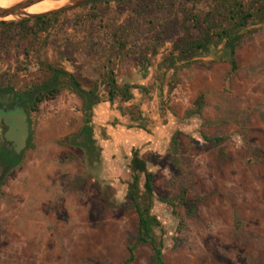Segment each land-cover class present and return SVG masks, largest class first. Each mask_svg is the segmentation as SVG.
Wrapping results in <instances>:
<instances>
[{"label": "rangeland", "instance_id": "374dc122", "mask_svg": "<svg viewBox=\"0 0 264 264\" xmlns=\"http://www.w3.org/2000/svg\"><path fill=\"white\" fill-rule=\"evenodd\" d=\"M215 5L99 2L59 13L37 40L0 35V87L22 93L55 67L101 99L87 117L67 88L29 108L27 145L1 188L0 264H124L136 222L125 198L134 150L153 174L165 264H264V24L244 32L235 71L217 57L222 44L189 61L170 56L189 38L187 16L203 22ZM109 69L132 99L108 101ZM199 94L204 106L190 115ZM88 120L95 162L81 146ZM180 185L187 207L160 202ZM150 253L140 245L128 264H149Z\"/></svg>", "mask_w": 264, "mask_h": 264}, {"label": "trees", "instance_id": "16d2710c", "mask_svg": "<svg viewBox=\"0 0 264 264\" xmlns=\"http://www.w3.org/2000/svg\"><path fill=\"white\" fill-rule=\"evenodd\" d=\"M141 0H136V2ZM201 1V0H198ZM215 5L210 13H207L203 22L195 12L187 16L188 21L192 22L185 26L186 38L178 44L175 42L172 48V55L189 61L194 51L208 53L211 49L222 44V49L217 53V57L224 59L230 65L231 71L237 69L234 54L244 32L250 31L249 27L255 24H264V4L262 0H212ZM119 2V1H118ZM121 2V1H120ZM60 14L37 17L32 20L21 21H0V35L9 37H19L21 39L37 40L41 32L47 31L56 22ZM15 30L14 33H11ZM191 30H197L198 36H191ZM184 38V37H183ZM175 53V54H174ZM220 53V54H219ZM49 75L46 80L36 84L23 92L30 103V108L37 111L40 103L55 99L64 88L69 89L75 94L82 103L84 115L90 116L95 105L100 103V95L97 87L83 89L77 79L69 72L48 67ZM102 85L105 86L108 101L115 98H121L124 102L132 99L130 93L131 86L125 84L119 86L114 78V72L109 69L105 72L102 79ZM5 91H12L13 88L3 86ZM173 88V87H172ZM194 109L190 110V115H200L204 106L203 94H199L194 100ZM83 142L81 146L94 154L93 162L99 160V148L96 147V141L93 139L92 127L89 120L81 129ZM20 156L9 154L0 148V194L1 188L9 172L19 164ZM129 169L131 172L130 180L126 186L125 198L129 208L136 215L135 231L131 239L128 240V256L124 264H128L135 258V250L140 245H147L150 250L149 264H165L163 258L164 241L157 236L156 231L161 229V224L157 217L152 213V207L155 202L153 189V174L147 168L146 162L138 152L134 150L131 154ZM188 187L179 186V193L173 198H159L160 202L175 206L177 204L187 207Z\"/></svg>", "mask_w": 264, "mask_h": 264}, {"label": "flooded vegetation", "instance_id": "af4514ba", "mask_svg": "<svg viewBox=\"0 0 264 264\" xmlns=\"http://www.w3.org/2000/svg\"><path fill=\"white\" fill-rule=\"evenodd\" d=\"M4 87H0V139L2 140V149L9 154H14L15 139H17L16 133H21L17 126L22 128L26 126L28 136L30 132V118L29 108L30 103L26 96H23V92L16 90L5 91ZM3 117L7 118L4 121ZM9 118V119H8ZM15 127V130L12 129Z\"/></svg>", "mask_w": 264, "mask_h": 264}, {"label": "water", "instance_id": "95a60500", "mask_svg": "<svg viewBox=\"0 0 264 264\" xmlns=\"http://www.w3.org/2000/svg\"><path fill=\"white\" fill-rule=\"evenodd\" d=\"M44 0H23L21 2H18L12 6H9L7 8L0 7V20H7V19H15L18 21L21 20H32L37 17L42 16H50L54 14H58L61 12H65L71 9H75L84 5L89 4H95L99 2H108V1H132V0H64L65 4L58 6L52 10L42 12V13H36V14H30L25 13L24 10L29 8L30 6L42 2ZM10 17V18H7ZM4 121L7 120V118L3 117ZM9 119V118H8ZM21 131V137L17 141H15V147H14V154L19 155L21 150L25 147V141L27 137V128L26 126H23L20 128L17 126ZM13 130H15V127H12Z\"/></svg>", "mask_w": 264, "mask_h": 264}, {"label": "bare ground", "instance_id": "6f19581e", "mask_svg": "<svg viewBox=\"0 0 264 264\" xmlns=\"http://www.w3.org/2000/svg\"><path fill=\"white\" fill-rule=\"evenodd\" d=\"M21 1L23 0H0V7L7 8ZM63 4H65L64 0H44L42 2H39V3H36L30 6L29 8L25 9L24 12L30 13V14L42 13V12L52 10ZM7 18H10V17H7ZM15 135L17 136V139H15V141H17L19 137H21V134L16 133Z\"/></svg>", "mask_w": 264, "mask_h": 264}]
</instances>
